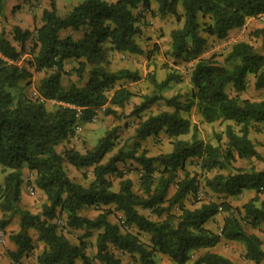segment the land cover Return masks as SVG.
<instances>
[{
	"label": "trees",
	"instance_id": "obj_1",
	"mask_svg": "<svg viewBox=\"0 0 264 264\" xmlns=\"http://www.w3.org/2000/svg\"><path fill=\"white\" fill-rule=\"evenodd\" d=\"M77 1L62 18L57 13L56 1L48 0L49 9L42 11L41 25L33 32L13 27V40L20 50L0 33V167L8 171L0 185V213L20 218L19 230L8 235L16 248L7 252L9 259L20 264L23 257L30 255L34 244L28 232L33 231L36 242L43 244L36 256L37 264H77V261L121 264L115 252L131 256L132 264H157V254L174 264H236L210 252L191 260L193 253L211 249L221 240L240 242L245 260L264 264L260 238L246 231L247 228L264 231V202L259 199L264 194V171L233 167L237 160L262 159L249 134L259 125L264 126V100H241L238 94L246 89L249 76L254 78L255 88L264 87V54L241 41L231 47L223 62L200 58L207 37L225 39L231 30L243 26L246 19L263 13L264 0ZM151 2L156 3L158 16L174 17L179 24L169 34L170 56L196 60L189 76L190 101L183 105L176 97L165 98L161 94L178 76L167 75L158 82L150 75L153 92L143 95L132 106L129 116H138L159 102L172 111H160L138 121L130 148L119 147L103 162L116 148L114 131L109 130L84 153L74 148L58 153L57 146L75 137V126L93 122L96 110L104 108L105 116L119 117L116 109L122 110L134 97L122 83L139 81L138 72L109 71L107 55L143 54L136 42L141 29L133 11L139 5L150 11ZM4 3L5 0H0V16ZM66 29L82 31L83 37L77 41L70 36L61 38L59 33ZM254 36L261 37L264 48V28L256 30ZM29 41L32 45L28 67L49 74L37 86L39 98L22 94L15 98L12 91L32 76L16 65ZM68 60L78 63V76L89 67L84 85L62 86V76L69 75L64 70ZM229 86L235 95L226 92ZM49 100L59 104L49 109L45 104ZM194 104L204 123L217 120L230 123L225 127L223 146L199 139L197 126L182 116ZM160 133L170 141L171 151L146 156L144 150L140 151L141 142ZM189 134V139H180ZM215 137L220 142V136ZM192 159L197 160L201 174L214 172L212 177L202 179L203 187L211 194L233 199L252 191L253 198L240 208H233L227 201L200 203L192 209L185 207L186 198L194 196L201 184L199 175L185 168ZM64 161L76 170L92 168V181L83 186L71 180L63 169ZM123 161L141 167L140 193L134 192L132 181L117 169V163ZM23 168L34 173L33 184L45 196L38 214L19 208ZM108 175L119 180L116 190ZM171 187L174 190L169 195ZM91 207L98 210L94 218L81 215ZM141 211H148L155 219ZM113 213L122 217L120 225L109 221ZM221 213L225 216L219 233L204 227ZM60 215L65 216L64 229L86 230L77 244L71 243L54 222ZM8 224L9 220L0 219V231ZM92 231H96L94 252L89 256L83 238L92 236ZM140 235L147 237L146 242L140 240Z\"/></svg>",
	"mask_w": 264,
	"mask_h": 264
},
{
	"label": "rangeland",
	"instance_id": "obj_2",
	"mask_svg": "<svg viewBox=\"0 0 264 264\" xmlns=\"http://www.w3.org/2000/svg\"><path fill=\"white\" fill-rule=\"evenodd\" d=\"M151 2V10H139L135 13V17L137 18L141 32L136 37V42L142 48V55H127L125 53H108V70H118L119 68H123L124 66H129L134 71L138 72L140 76V80L137 82H125L122 83V86L129 88L134 97L129 101V103L122 109L117 110V114L119 117L113 116H105L103 114L102 108L98 109L96 119L91 124H79V129H81L78 133H76L75 137L72 138V147L77 149L79 152L84 153L86 150L91 149L97 142V140L102 137L107 131H114L113 134L115 136V144L116 148L107 154L103 160L106 162L121 146L131 147L132 140L131 137L133 135V129L138 121L146 118L149 115L156 114L160 111H169L172 109L164 107L162 102H159L153 105L150 109L144 111L138 116H129L132 106L139 103L141 101V97L143 95H150L153 92V86L149 82V76L153 75L156 81L160 82L164 80L167 75L178 76L177 81H173L170 83L168 89L161 92L162 96L165 98L176 97L177 100L185 105L190 101V95L192 93V88L189 82L190 72L196 62V60H183V59H173L170 52V31L177 28L179 24L175 21L174 17H160L155 11L152 10ZM264 28V22L259 20L251 21L246 25V28L243 29L242 32H238L234 35H228L223 40H214L207 42L204 50L200 56L201 59H209L213 58L219 62H223L224 57L230 51L231 47L237 42H247L253 46L256 51H259L264 54L263 44L261 42V37H255L254 32L256 30ZM10 31V30H8ZM7 32V31H6ZM61 38L64 37V33L60 35ZM32 42L29 41L25 44L24 50L21 52V56L19 61L21 62L22 67L27 66V62L30 59L28 54L29 49L31 48ZM17 47V50H20L18 45H14ZM67 72L69 75L62 76V84L64 87H68L70 84H75L77 86H81L86 82L88 77V66L84 69V71L77 75L76 71L78 69L77 62H70L66 65ZM49 74V72H40L34 73L30 77V83L33 82L34 85L29 88L30 91L22 93L25 89V83H22V86L17 87L12 91L13 95L18 97L19 95H25L29 98H32L31 92L37 91V86L39 82ZM226 92L229 96L235 95V92L229 86L227 87ZM239 99L250 100V101H261L264 100V87L257 89L254 87V78L252 76L248 77V86L244 91L238 94ZM195 105V104H194ZM192 106L188 112H182V116L184 118H188L190 124L195 120V126H198V138L204 142L211 143L212 145L220 144L223 146L225 143V127L227 122H220L217 120L214 123L206 124L201 120V116L199 114L198 106ZM56 105L54 103H49L47 107L53 108ZM234 130H237L235 128ZM264 126L259 125L254 129L256 132V138H258V148H260L261 160H240L233 164L234 168H250L253 167L257 171H264ZM260 134V135H259ZM216 135L220 136V142H217L215 139ZM254 137V135H252ZM190 138V134L187 136H183L180 139L187 140ZM146 156L155 157L159 154L168 153L171 150V143L168 139L165 138L163 133H160L156 138H152L145 143ZM64 147L63 149H65ZM142 151V149H140ZM123 166L119 167V170L124 174L125 177L129 176L133 184V190L135 193H140L138 190V179L141 172V167L135 166V163L132 161L123 162ZM186 170L191 174H198L200 179V187L194 196H189L184 201L185 207H196L200 203L206 202H217L221 203L226 199L222 196H218L215 194H211L203 187V177H212L214 172L201 174L199 169L197 168V160L192 159L186 164ZM226 174L227 171H221ZM8 171L3 170L0 167V185L3 182V178ZM80 175L77 178L82 184L87 185V171L85 173H78ZM78 175V176H79ZM25 181V196L23 201L19 203V208L22 210H26L31 214L40 213L42 206V197L35 190L33 195H29L27 192V187L31 186V176L29 174L24 175ZM82 177V179H81ZM113 186V189H117L119 180L114 176L110 175L108 178ZM34 189V188H33ZM174 187L169 189V195L172 194ZM245 198L243 196H238L237 198H230L229 202L233 208H240L242 204L245 202ZM107 209V208H106ZM85 216L88 218H94L98 214V210L95 208H88L83 211ZM174 212V209L172 210ZM142 214L148 216L151 219H155L151 215H149L148 211H141ZM225 216V213H221L212 218V222L210 224L211 230L218 231L220 229V224L222 223V219ZM12 217V216H11ZM8 215L2 216L0 213V219L11 218ZM14 219H9L8 226L4 229L5 236L7 238L8 234L16 233L18 231V221L19 216L13 215ZM65 216L60 215L54 222L60 227L62 233H64L70 242L78 243L80 239H82L86 230H67L63 228L65 223ZM109 221L113 224H121L123 219L118 213L110 214L108 217ZM248 233H253L258 236L262 242V249L264 250V231L261 229L251 230L246 229ZM2 232V231H0ZM3 233V232H2ZM92 236L88 238H83L84 242L88 245L87 254L89 256L93 255V245L95 242V234L96 231H92ZM3 234V241H4ZM1 239V238H0ZM140 240L146 242L147 237L144 235H140ZM7 244V243H6ZM3 244L0 240V264H14L7 255V245ZM40 244L35 243L34 249L30 253L28 257L31 259L28 261L30 263L34 257L35 252H39ZM113 251V249H111ZM114 252V251H113ZM216 252L218 255L236 263V264H254L248 260L244 259V247L240 242H229V241H221L216 247ZM117 256L121 259V264H132V257L115 252ZM201 253L195 252L191 255V260L193 261L197 256ZM158 264H163L164 260L158 259L156 260Z\"/></svg>",
	"mask_w": 264,
	"mask_h": 264
},
{
	"label": "crops",
	"instance_id": "obj_3",
	"mask_svg": "<svg viewBox=\"0 0 264 264\" xmlns=\"http://www.w3.org/2000/svg\"><path fill=\"white\" fill-rule=\"evenodd\" d=\"M56 1V8H57V13L60 17H65L71 10L73 7H75L77 4H78V1L77 0H55ZM105 1H109V2H112L113 0H105ZM156 8H157V5L156 3H152V10L153 11H156ZM45 9H49V2L48 0H5V3H4V9H3V12H2V15L0 16V33H4V36L5 38L12 44V45H16L17 43L14 42L13 40V32H12V28L13 27H18L19 29L21 30H28L30 32H33L35 28L39 27L41 25V14H42V11L45 10ZM142 5H139V7L133 11V14L135 15L136 12H138L139 10H142ZM255 19L254 18H248L245 20V23L243 26H241L240 28H236V29H233L231 30L228 35H234L236 33H240L243 31V29L246 28V25L248 23H250L251 21H254ZM10 30V31H8ZM7 31V32H6ZM62 33H64V37L66 36H70L72 37V39L74 41H77L79 39H81L83 37V32L82 31H73L71 29H66V30H63L59 33V35H61ZM216 40L214 37H207V42H210V41H214ZM107 46V45H106ZM111 53H117V52H109V54ZM127 54V53H125ZM127 55H131V54H127ZM70 62H76L74 60H68L64 63V70L67 71V68H66V65ZM16 65L19 67V68H24L21 66V62L20 61H17L16 62ZM26 69L27 71H29L31 74H34V73H40V72H35L32 68L28 67V65L24 68ZM89 69V68H88ZM120 69H128L130 71H134L135 69H132L130 68L129 66H124L123 68H119L118 70ZM109 71H112V70H109ZM113 71H116V70H113ZM43 72V71H42ZM88 80V77L86 79V82ZM85 82V83H86ZM22 83H25L26 87L25 89L22 91V93H27V91H30L29 88L32 87L34 85L33 82L30 83V79H28L27 81H24V82H21L19 84V86H22ZM62 83V81H61ZM84 83V84H85ZM122 83V82H121ZM127 83V82H126ZM83 84V85H84ZM63 86V84H62ZM247 86H248V83H247ZM64 87V86H63ZM129 89V88H128ZM130 90V89H129ZM131 91V90H130ZM131 93L133 94V92L131 91ZM31 95H32V99H36V98H39V94L37 91H34V92H31ZM133 98V97H132ZM250 101V100H249ZM54 103L55 105H58L59 103L55 102V101H52V100H49V101H45V104L46 106L49 104V103ZM196 105V104H195ZM194 105V106H195ZM104 110V108H102V111ZM118 110V109H116ZM97 112L98 110H96V115H97ZM104 114V113H103ZM200 114V112H199ZM201 116V115H200ZM188 119V118H187ZM201 120L203 121V119L201 118ZM196 124V121L194 120L192 122L191 125H195ZM207 124V123H206ZM197 125V124H196ZM197 128L199 129V127L197 126ZM81 130V129H80ZM264 131V130H263ZM252 135H254V137H252ZM256 132L251 131L250 134H249V138L250 140L255 144V149L257 151V153L262 157L263 154H261V151H260V148H258V138H256ZM260 135V134H259ZM165 136V135H164ZM152 138H156V137H149L148 139H146L145 141H142L141 142V149L144 150L145 149V143H147L148 140L152 139ZM165 138L167 139V137L165 136ZM181 138V137H180ZM72 139H69L68 141H65L63 142L62 144H60L59 146L56 147V151L58 153H61L63 152V148L66 147L65 149H70V148H73L71 145H72ZM171 149H172V146H171ZM77 150V149H75ZM78 151V150H77ZM171 151V150H170ZM169 151V152H170ZM168 152V153H169ZM252 160V159H251ZM240 161V160H237V162ZM123 162H126V161H123ZM123 162H119L117 163V169L119 170V167L120 166H123ZM135 166L137 167H140L138 164L135 163ZM63 169L65 171V173L67 174V176L73 180L74 182L78 183V184H81L83 186H85L84 184H82V182H80L77 178L80 177V175L78 173H85V171H87V185L92 181L93 179V175H92V168H86V169H79V170H76L75 168H73L71 165H69L66 161L63 162ZM222 173V172H221ZM22 174H23V183H22V188H21V195H20V202L23 201V198L25 196V181H24V175L25 174H29L31 177V186L34 188V190L41 195L42 197V203L45 202V196L43 195V193L41 191H39L33 184V178H34V173L32 172H29L26 168H23L22 169ZM79 175V176H78ZM110 175L107 176V178H109ZM125 178H128V179H131L129 176L125 177ZM82 179V177H81ZM83 180V179H82ZM116 190V189H114ZM240 196H243L245 198V202L246 203L248 200H250L251 198H253L254 196V192L252 191H249V192H243ZM229 197L226 198L225 201L229 202ZM259 199H260V202H264V194L263 195H260L259 196ZM230 203V202H229ZM243 203V204H244ZM242 204V205H243ZM259 203H257L258 205ZM187 208H190V207H187ZM194 208V207H193ZM192 209V208H191ZM81 215L82 216H85L84 212H81ZM86 217V216H85ZM11 218H15V217H11ZM11 218H5L6 220H9ZM212 222V219L209 220L207 223H205L204 227L212 232H215L213 230H211V227H210V224ZM18 224H19V221H18ZM221 225L222 223L220 224V228H221ZM18 230H19V225H18ZM135 231V230H134ZM220 229L218 231H216L215 233H219ZM3 234L5 233V230L2 231ZM136 232V231H135ZM28 234L32 237L33 239V244L35 243H38L40 244V249H39V252L42 250L43 248V244L42 243H39V242H36V233L33 232V231H29ZM253 234V233H252ZM9 235V234H8ZM4 241H3V244H6L7 245V250L8 251H16V248L15 246L8 240V236L6 238L5 234H4ZM221 241H224V240H221ZM73 243V242H71ZM74 244H77V243H74ZM218 245H216L215 247L211 248V249H205V250H200L199 252L200 253H203V252H210V253H215L217 254L216 252V247ZM39 252H35V257L34 259L28 263V261L31 259L30 257H23L20 261V264H37L36 263V256L38 255ZM162 259L164 260V263L163 264H174L172 263L170 260H168L167 257L163 256V255H160V254H157V257L156 259ZM77 264H80L79 261L76 262ZM158 264V262H157Z\"/></svg>",
	"mask_w": 264,
	"mask_h": 264
},
{
	"label": "built area",
	"instance_id": "obj_4",
	"mask_svg": "<svg viewBox=\"0 0 264 264\" xmlns=\"http://www.w3.org/2000/svg\"><path fill=\"white\" fill-rule=\"evenodd\" d=\"M254 19L259 20L261 22H264V12L263 13H259L258 15H256L254 17ZM95 119H96V117H95ZM95 119L93 120V122L95 121ZM74 131H75V133H78L80 131L78 125L74 127ZM27 192H28L29 195H33V193H34L33 187L32 186L27 187ZM2 237H3V233L0 232V238H1L0 240H1V242H3Z\"/></svg>",
	"mask_w": 264,
	"mask_h": 264
}]
</instances>
